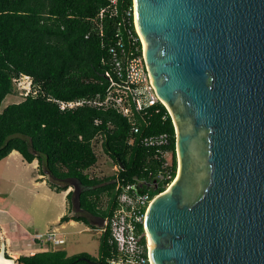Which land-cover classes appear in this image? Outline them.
<instances>
[{
	"label": "water",
	"instance_id": "water-1",
	"mask_svg": "<svg viewBox=\"0 0 264 264\" xmlns=\"http://www.w3.org/2000/svg\"><path fill=\"white\" fill-rule=\"evenodd\" d=\"M134 9L176 130L177 176L146 215L151 263L264 264V0H134ZM71 191L83 214L82 187ZM0 264H17L4 241Z\"/></svg>",
	"mask_w": 264,
	"mask_h": 264
},
{
	"label": "trees",
	"instance_id": "trees-1",
	"mask_svg": "<svg viewBox=\"0 0 264 264\" xmlns=\"http://www.w3.org/2000/svg\"><path fill=\"white\" fill-rule=\"evenodd\" d=\"M133 4L134 0H118L113 14L109 0H0V161L13 151L28 163L38 160V173H52L48 184L57 193L66 192L73 182L80 184L84 213L72 214L71 191L70 214L60 223L73 220L96 229L90 218L102 221L111 216L120 186L143 183L141 192L157 195L177 176L176 130L164 104L146 113L134 109L132 120L113 108H61L62 103L105 97L115 76L111 48L119 41L128 47V35L135 32L132 10V16L127 15ZM23 77L32 80L31 92L2 108L8 96L17 94L16 81ZM162 135L169 137V146L146 145V139ZM99 139L104 153L119 167L113 176L87 173L98 164ZM165 151L173 153L172 180L161 182ZM155 180L156 191L151 187ZM105 182L111 183L92 188ZM110 239L105 229L97 257L51 249L23 255L17 264H109L117 255Z\"/></svg>",
	"mask_w": 264,
	"mask_h": 264
},
{
	"label": "built area",
	"instance_id": "built-area-1",
	"mask_svg": "<svg viewBox=\"0 0 264 264\" xmlns=\"http://www.w3.org/2000/svg\"><path fill=\"white\" fill-rule=\"evenodd\" d=\"M113 14H117L118 0H109ZM133 13L134 33H129V46L126 47L119 41L114 48H111L112 65L115 76L110 78V85L104 98L98 96L95 99L79 100L72 103H62L61 108L73 109L88 105L95 108H113L124 117L132 120L134 109L146 113V110L163 101L158 96L152 82L151 75L145 57V42L138 30L135 18L134 4L127 13ZM105 10H102L103 16ZM119 35H117L118 37ZM26 82L29 86H26ZM32 80L23 77L16 81V87L20 95L27 96L32 90ZM18 91V90H17ZM138 130L134 128V133ZM134 143V138L129 139V144ZM147 146L164 147L170 145L167 135L151 137L145 140ZM165 162L163 173L159 181L172 180L173 153L171 151L161 152ZM177 154V150H176ZM178 162V160H177ZM175 180V179H174ZM172 184V183H171ZM168 184L167 188L171 185ZM136 184H128L119 187L118 206L111 216L104 220L102 232L108 229L111 233V242L115 245L117 255L112 258L109 264H152L150 260V236L146 228V215L148 209L157 195L151 192H141ZM154 191L158 189V181L155 180L151 187ZM42 244H50L54 250H61L66 241L56 231H48L38 235L37 238Z\"/></svg>",
	"mask_w": 264,
	"mask_h": 264
},
{
	"label": "crops",
	"instance_id": "crops-1",
	"mask_svg": "<svg viewBox=\"0 0 264 264\" xmlns=\"http://www.w3.org/2000/svg\"><path fill=\"white\" fill-rule=\"evenodd\" d=\"M25 166V167H23ZM39 162L37 160L33 161L32 163H28L24 160L22 155L17 152L13 151L6 159L0 161V180L3 179V174H5V180L8 181L9 184H12V189L10 191H6V195L12 201V206L18 208L19 210L23 211L24 215L33 216L32 209L30 208L29 204H27L24 200H22L18 195H16L17 190L23 191H30L37 197L36 200L43 201L47 199L51 205L50 211V222L51 224L59 223V227L54 231H58L59 235L65 239L66 243L62 247L61 250L66 252L71 251L72 253H67L69 256L77 255L80 253H87L85 251H81V248L75 242H69V235L72 233L77 234H84L87 232H92L95 229H92L88 225L83 222H76L70 220L65 223H60L61 218L64 217L69 213V203L67 200V192L57 193L53 191L49 184H48V177L42 176L38 173ZM22 170H25L24 172ZM2 172V173H1ZM2 174V175H1ZM19 194V193H18ZM19 198V199H18ZM6 213L10 214V211L6 210ZM14 222L19 226L20 231L15 232L10 230L5 223L0 221V248L1 243L4 241L6 243V250L8 256L14 258L16 261L19 257L23 256L22 252H28V255H34L39 252H45L51 250L52 248L50 244H42L37 238L38 235L45 234L36 231L32 226L27 224H22L18 221L13 214ZM92 223L94 224L93 218H90ZM25 226V228H24ZM24 230V234L22 233ZM25 236V237H24ZM29 240L36 246H33L27 243L26 249L19 250L18 241ZM90 254V253H89ZM99 252L95 255L90 254L94 257H97Z\"/></svg>",
	"mask_w": 264,
	"mask_h": 264
},
{
	"label": "rangeland",
	"instance_id": "rangeland-1",
	"mask_svg": "<svg viewBox=\"0 0 264 264\" xmlns=\"http://www.w3.org/2000/svg\"><path fill=\"white\" fill-rule=\"evenodd\" d=\"M26 86H29V83L26 82ZM25 96L20 95V90L18 89L17 94L8 96L4 102L2 108H5L7 105L12 103H19L24 100ZM95 151L99 157L98 164L88 170V174L91 177H97V178H104L113 176L118 173L119 167L116 166L112 160L104 153L100 139L99 142L96 141L95 144ZM38 161V160H37ZM25 167V166H23ZM23 172L25 170H22ZM2 173V172H1ZM2 175V174H1ZM48 177V176H46ZM3 179L5 180V174H3ZM0 180V221L6 224V226L15 232L20 231V228L18 224L14 222L13 214L15 215L16 219L20 221L22 224H27L29 226H32L36 231H39L40 233H45L48 230H55L59 227V223L57 224H51L50 222V216H51V205L48 202L47 199H44L43 201L36 200L37 197L30 191L26 190H17L16 195L17 197L20 196L22 200H24L27 204H29L31 211L33 212V216H26L23 214V211L19 210L16 207L12 206L11 199L8 198L6 195V191H10L12 189V184H9L8 181ZM70 184V183H69ZM73 190V186L70 187L66 192H70ZM19 193V194H18ZM19 199V198H18ZM106 199L103 198L104 205L106 204ZM6 210L10 211L9 213H6ZM75 212H72L74 214ZM94 224L96 225V229L92 232H87L84 234H77L72 233L69 235V242L73 243L75 242L78 244L81 248V251H85L90 254H97L99 252V238L102 233V227L100 226L102 224V221L100 219H94ZM25 228V226H24ZM58 233V231H56ZM24 234V230H22V233ZM25 237V236H24ZM23 240L18 241V248L19 250L26 249L27 243L33 246H35L31 241L29 240ZM36 247V246H35ZM53 249V248H50ZM54 250V249H53ZM72 253L71 251L67 252ZM22 255H28V252H22Z\"/></svg>",
	"mask_w": 264,
	"mask_h": 264
},
{
	"label": "flooded vegetation",
	"instance_id": "flooded-vegetation-1",
	"mask_svg": "<svg viewBox=\"0 0 264 264\" xmlns=\"http://www.w3.org/2000/svg\"><path fill=\"white\" fill-rule=\"evenodd\" d=\"M95 218H93V220H94Z\"/></svg>",
	"mask_w": 264,
	"mask_h": 264
},
{
	"label": "bare ground",
	"instance_id": "bare-ground-1",
	"mask_svg": "<svg viewBox=\"0 0 264 264\" xmlns=\"http://www.w3.org/2000/svg\"><path fill=\"white\" fill-rule=\"evenodd\" d=\"M151 242V241H150Z\"/></svg>",
	"mask_w": 264,
	"mask_h": 264
}]
</instances>
